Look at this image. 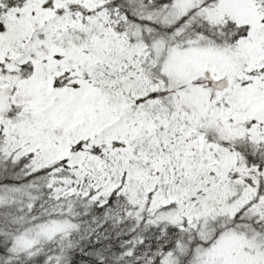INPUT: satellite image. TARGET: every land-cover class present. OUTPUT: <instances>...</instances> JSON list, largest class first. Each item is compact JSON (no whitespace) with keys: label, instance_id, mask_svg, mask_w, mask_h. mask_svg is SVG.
<instances>
[{"label":"snow or ice","instance_id":"6c2138e0","mask_svg":"<svg viewBox=\"0 0 264 264\" xmlns=\"http://www.w3.org/2000/svg\"><path fill=\"white\" fill-rule=\"evenodd\" d=\"M0 264H264V0H0Z\"/></svg>","mask_w":264,"mask_h":264}]
</instances>
